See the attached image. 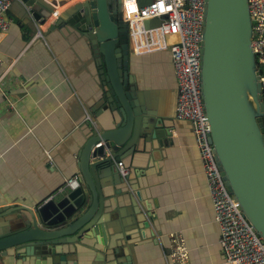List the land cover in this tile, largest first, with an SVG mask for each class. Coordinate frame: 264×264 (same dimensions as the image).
<instances>
[{
	"label": "water",
	"instance_id": "water-1",
	"mask_svg": "<svg viewBox=\"0 0 264 264\" xmlns=\"http://www.w3.org/2000/svg\"><path fill=\"white\" fill-rule=\"evenodd\" d=\"M19 1L35 29L55 16L49 32L63 31L89 70L93 122L84 121L79 131L74 153L80 178L72 187L32 207L0 206V217L7 216L8 221L0 224V256L12 251L33 257L36 263L71 264L66 254L70 244L90 235L88 231H93L106 251L126 243L128 233L112 232L108 222L138 224L140 210L132 212L128 173L123 176L111 168L112 161L125 153L133 156L147 143L153 149L172 144L167 140L170 127L140 88L131 66L134 53L121 0H75L61 11L48 0ZM150 1L138 0V4ZM204 13L201 90L211 128L209 140L222 177L232 185L241 210L264 240V99L251 48L248 3L205 0ZM152 22L156 20L145 25ZM97 141L104 144L93 149ZM105 148L110 153L101 158ZM125 201L128 206L124 207ZM72 261L77 264L76 259Z\"/></svg>",
	"mask_w": 264,
	"mask_h": 264
},
{
	"label": "crops",
	"instance_id": "crops-1",
	"mask_svg": "<svg viewBox=\"0 0 264 264\" xmlns=\"http://www.w3.org/2000/svg\"><path fill=\"white\" fill-rule=\"evenodd\" d=\"M70 1L60 2L56 10ZM24 7L19 0H12L8 11L12 21L0 40L1 88L13 102L10 107L0 91V206L32 207L55 194L65 178L77 176L79 180L74 152L84 126L85 109L89 110L94 102L90 98L89 70L66 40V34L49 32L55 16L35 29ZM131 66L140 88L170 127L167 140L172 144L153 149L152 143H147L133 156L125 153L112 161L114 170L120 160L128 170L132 212L140 210L136 214L140 222H108L112 232L128 233L126 243L110 247L115 248L112 252L106 251L93 231H88L90 235L86 233L70 244L67 262L173 264L168 259L173 247L171 236L179 234L189 264H224L219 228L191 124L172 122L177 87L170 54L134 53ZM122 206H128V201ZM143 219L148 221L147 226L142 224ZM0 224H8L7 216L0 217ZM42 263L49 261L36 263L33 257L12 251L0 256V264Z\"/></svg>",
	"mask_w": 264,
	"mask_h": 264
},
{
	"label": "built area",
	"instance_id": "built-area-1",
	"mask_svg": "<svg viewBox=\"0 0 264 264\" xmlns=\"http://www.w3.org/2000/svg\"><path fill=\"white\" fill-rule=\"evenodd\" d=\"M67 0H52L57 4ZM12 0H0V40L6 34L12 18L8 15ZM252 22L251 48L259 72L261 95L264 99V0H247ZM29 8V7H28ZM205 0H151L140 6L138 0H121L122 19L128 23V34L135 54L168 51L176 80L177 94L172 122L188 121L205 176L213 217L219 228V245L224 264H264V240L241 210L237 195L218 168L213 144L209 140L210 124L204 111L201 90V41L205 16ZM156 22L145 25V21ZM38 34L40 32L38 31ZM3 61L0 57V66ZM2 76L0 75V91ZM8 105L13 102L7 98ZM84 121L92 115L85 109ZM103 141L95 142L93 149ZM108 148L102 156L109 154ZM121 175L128 173L123 160L117 161ZM77 176L64 179L62 186L48 199L72 187ZM44 201V202H45ZM173 247L168 259L173 264H189L187 248L181 235L171 236Z\"/></svg>",
	"mask_w": 264,
	"mask_h": 264
},
{
	"label": "bare ground",
	"instance_id": "bare-ground-1",
	"mask_svg": "<svg viewBox=\"0 0 264 264\" xmlns=\"http://www.w3.org/2000/svg\"><path fill=\"white\" fill-rule=\"evenodd\" d=\"M75 0H71L70 2H68L67 4H71V3H73ZM65 4L64 5H61V6H59V8H58V11H61L63 8H65ZM53 18V17H52ZM54 20V19H53Z\"/></svg>",
	"mask_w": 264,
	"mask_h": 264
},
{
	"label": "rangeland",
	"instance_id": "rangeland-1",
	"mask_svg": "<svg viewBox=\"0 0 264 264\" xmlns=\"http://www.w3.org/2000/svg\"><path fill=\"white\" fill-rule=\"evenodd\" d=\"M64 5V4H63Z\"/></svg>",
	"mask_w": 264,
	"mask_h": 264
}]
</instances>
